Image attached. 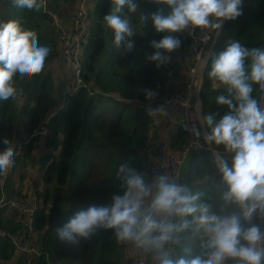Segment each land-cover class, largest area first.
I'll return each mask as SVG.
<instances>
[{"label":"trees","instance_id":"16d2710c","mask_svg":"<svg viewBox=\"0 0 264 264\" xmlns=\"http://www.w3.org/2000/svg\"><path fill=\"white\" fill-rule=\"evenodd\" d=\"M74 2L75 0H45V6L42 5L39 10H28L13 6L12 0H0V5L5 9V13L6 11L11 12L5 16L7 21L16 20L24 29L34 31L37 34L38 43L51 49L43 71L30 80H24L22 86L26 93L24 104H16V98L0 101V151L5 148L2 143L4 138H8L13 147L16 137L30 134L40 125H45L47 116L51 115L50 127L54 132V139L48 143L45 142L44 153L51 156L52 154L49 152L57 150V159L55 156L53 157L54 162L47 167L42 175L45 189L40 195L41 201L33 221L34 235L36 233L40 235L38 246L45 251L43 253L50 251V254L59 260L57 264H130V261L121 260L124 244L115 239L112 230H100L90 240L82 241L79 246H72L56 238L55 228L62 227L76 212L82 209H87L90 206L109 205L112 195L119 194L120 191L115 173L121 162L130 161L132 167L143 173L148 153L158 145V140L167 142L174 151L182 148L185 137L180 129L173 131L168 140H164V137L160 138V132L154 125V119L146 112V106L149 103L152 106L154 100H146L143 90L155 91L158 94L155 100L167 91L168 79L177 71L175 62L186 55L189 42L188 33L180 34L183 41L181 48L172 54L169 63L158 68L155 62L149 61L147 57L154 51L150 47V42L161 39L163 33H156L149 24L143 30V35L137 34L135 38H132L135 41V46L130 52H126L123 48L115 49L112 45V32L104 25L103 21V16L111 6L110 0H96V4L92 7L88 31L82 43L83 55L81 57L83 80L93 88L85 87L70 99L67 98L68 105L65 108L57 109L58 104L52 108L57 99L49 95L50 78L44 72L46 67L56 60L55 58H60L59 32L53 28H45L44 24H50L55 14L67 18L70 23L69 15L64 11L63 5H73ZM137 2L142 11L151 13L156 10V5L149 3L148 0H137ZM61 8H63L62 11H60ZM0 16L4 17L1 14ZM263 21L264 0H244L243 14L233 21L224 22L204 72L200 91L202 119L207 114H216L218 120L227 111L226 108L216 103V97L224 94V89L218 87L217 83L209 78L208 73L212 60L232 40H239L248 48L261 47ZM210 32L214 34L216 30L210 29ZM252 35L255 37L254 42L251 39ZM103 58H105L104 62H102ZM22 79L23 77L17 75L14 78V86H19ZM253 87L252 95L258 100V85ZM94 89L98 90L100 94H88V91L92 92ZM104 94L115 95V98L112 99L118 105L117 112L112 114V125L109 127L111 131L117 130L113 134L115 142L113 144L109 142L111 150L109 154L106 151L103 156L105 160L103 175L98 176L91 184L92 191L88 195L89 197L81 195L79 190H77L78 195L76 196L75 191L71 190L73 185L69 184L70 187H68L66 184L75 182V187L79 188L83 175L88 177L92 172L89 167L88 152L92 147L91 143L95 141L92 139V134L96 136L99 133L97 107L101 98L105 96ZM128 100L137 104H133L134 107L131 109ZM55 111L57 112L52 116ZM203 123L207 132L210 133L211 129L204 120ZM95 145L97 149L102 148L100 143L96 142ZM210 145L218 155H223L231 164V156L223 151L222 146H217L214 143ZM36 156H40V154ZM44 159L43 156L36 160L33 158L32 162L40 165ZM101 160H103L102 156ZM21 161L17 159V165ZM100 163L102 162L98 160L94 163L95 166L92 163V170L101 169L102 166H97ZM15 166L14 170H16ZM1 178L2 175H0V196L4 194ZM182 186L186 187L191 194H198L199 199L196 203L208 204L211 212L218 216L240 214L237 205L227 203L223 199V194L227 189L222 182L214 155L210 150L191 153L182 175ZM11 188L12 183L8 180L6 192ZM5 197L11 198L10 196ZM69 203L70 206L66 207ZM6 210L5 207L0 209V227L7 232H13L19 225L22 226L26 215L17 214L16 211L15 214L21 219L18 225L17 222L14 224L10 219L6 220ZM198 215L199 213L183 218L176 217V224L182 223L183 219H187L190 223L186 229L176 233L174 248L171 251L174 258L181 256L191 258L202 251V246L208 236L196 219ZM260 218L258 220L254 214L252 221L264 227V217L260 216ZM25 237L27 239L28 235L25 234ZM139 250L140 253L146 255L147 262H151L153 254L142 248ZM27 256L30 255L27 254ZM39 260V264H46L44 256L40 255ZM14 261H17L18 264L21 262L31 263L24 254L18 255L12 243L0 240V264H9ZM152 262H155L154 259ZM234 263L232 260L225 261V264Z\"/></svg>","mask_w":264,"mask_h":264},{"label":"clouds","instance_id":"9594fccd","mask_svg":"<svg viewBox=\"0 0 264 264\" xmlns=\"http://www.w3.org/2000/svg\"><path fill=\"white\" fill-rule=\"evenodd\" d=\"M156 5L149 13L142 11L137 0H110L103 21L112 32V45L130 52L135 35L151 24L161 39L150 42L154 50L147 59L156 67L169 63L183 41L180 34L196 29L219 31L225 21L243 14L244 0H148ZM18 8L39 10L43 0H12ZM135 15V22L133 16ZM51 52L38 43L34 31L24 29L16 20L0 23V101L17 95L14 78L32 79L39 75ZM209 78L224 89L216 97L217 105L227 111L217 120L207 114L203 120L211 129L205 139L222 146L231 156V164L223 155L216 156V167L226 186L223 199L235 204L240 214L218 216L208 204L196 203L199 195L158 174L151 182L144 173L123 161L115 173L119 194L104 206H90L76 212L62 227L55 228L56 238L72 246L90 240L100 230H112L120 243H130L153 254L155 264H264V227L253 223L254 214L264 217V107L253 97L254 85L264 88V47L248 48L239 40L227 43L212 60ZM145 99L153 101L157 93L144 89ZM149 116H165L164 104L146 106ZM191 131L200 135L195 125ZM0 151V175L13 167L16 152L4 138ZM196 217L208 236L202 251L191 258H174L166 246L174 234L186 229L187 219L174 224L168 217ZM163 216V219L159 217ZM247 221V223H245Z\"/></svg>","mask_w":264,"mask_h":264},{"label":"built area","instance_id":"2783aa9c","mask_svg":"<svg viewBox=\"0 0 264 264\" xmlns=\"http://www.w3.org/2000/svg\"><path fill=\"white\" fill-rule=\"evenodd\" d=\"M42 5L45 6V0H43ZM74 5L75 10L69 25L61 29V35L59 34V59L62 62V65L60 64L59 67L61 68L63 66L65 76L72 80L75 79L76 85L82 87L85 85L79 78L81 74L80 60L83 55L82 43L90 23L89 0H75ZM218 33L219 31H216L212 34L210 29H196L194 32L188 33L189 42L186 55L178 61L180 63L178 67L179 73L181 74L178 77L179 80L172 79L168 82L167 91L152 102L153 108L161 104L165 105L167 110V115L165 116H172L173 114L177 116L178 121H176V125L186 138L184 145L178 151L171 149L167 142L161 141L158 147L157 157L151 161L149 166V171L153 176L164 174L177 184L182 185L183 170L193 151L210 150L216 161V156L218 154L211 148V145L205 139L208 132L203 123L200 111V91L204 72L209 64ZM261 47H264V21ZM71 74L73 76H71ZM64 87H67V85ZM157 87L161 88L160 86ZM258 91V102L261 107H264V88L258 85ZM193 125L199 130L200 135L197 136L191 131ZM36 129L30 133L27 139L19 143L18 147L20 149L40 133L39 130ZM41 129H43V127H41ZM17 138L18 137H16V140ZM37 183H40V180H37ZM38 190H40L39 192H43L41 186ZM37 199L39 202L41 201L35 194H31L29 199L26 197L6 198L3 194L0 196V209L9 207L26 215L25 220L22 221V226L19 225V229L15 232H7L0 227V240H6L12 243L19 252H23L28 247V245H26L27 239L25 234L28 236L34 234V215L39 206ZM176 217L177 216L168 217V220L176 224ZM163 218L164 217L161 216L160 219ZM18 222L20 223L21 219ZM176 236L177 234L175 233L173 240L169 241L166 246L170 254L174 248ZM134 264H155V262L151 261L144 263L141 259H136Z\"/></svg>","mask_w":264,"mask_h":264},{"label":"rangeland","instance_id":"374dc122","mask_svg":"<svg viewBox=\"0 0 264 264\" xmlns=\"http://www.w3.org/2000/svg\"><path fill=\"white\" fill-rule=\"evenodd\" d=\"M95 4H96V0H89L90 17L92 14V7ZM51 5H54V4H51ZM63 6L65 7L64 11H66L68 13L69 19L71 20L73 17V14H74L75 5L69 4L68 6H66V5H63ZM62 10H63V8L60 9V11H62ZM0 14L4 16V17L0 16V23H4V22H7V18L5 17L6 14L9 15V14H11V12L6 11V13H5V9L0 5ZM135 18L136 17L134 15V18H133L134 22H135ZM68 23H69L68 19L66 21H64L62 19V17H59L58 14H55L52 22L50 24H44V26H45V28H49V29L53 28V29L58 30L59 34L61 35V29H64L65 27H67ZM104 25H105V23H104ZM135 37H136V35L134 36V38ZM58 45H59V39H58ZM55 59H54L55 61L52 64H50L46 67L44 74L48 75L50 78V81H49V83H50V89H49L50 97H56V99H57L56 103L52 106V108H55V106H57V104H58L57 109H59L61 107L65 108L68 105L67 98L70 99L80 89H85V86H88V85L84 82L83 72L81 71L79 78L82 80V82L85 86L78 87L76 85L75 79L72 80V79L67 78L65 76L63 66L61 68H59L60 64L62 65V62L60 61L59 57L55 58ZM104 61H105V58L102 59V62H104ZM81 63H82V59L80 61V65H81ZM71 76H73V75L71 74ZM24 80H25V78H23L20 85L16 87L17 95L15 97H13V98H16V104H18V105H20V104L23 105L25 102V94L26 93H25L24 88H22V86L24 84ZM65 85H67V87H64ZM62 87H64V89H62ZM28 93H29V91H28ZM57 93H58V95H57ZM89 93H90V95L100 94V92L98 90H93V92L88 91V94ZM104 95L105 96H103L101 98V102L97 107V113L99 116V122H98L99 133L96 136H94L92 134V139H94L95 141L92 142L93 144L91 143L92 147L90 148V150L88 152L89 167H90L92 172L88 177L83 175L82 183H81V186H79V188L75 187L76 186L75 182H71V183L66 184V186H68V187H70L69 184H71V186L73 185V188H71V190L75 191L76 196L78 195L77 190H79L81 195H83L84 197H89L88 195H90L91 191H92L91 190L92 189L91 184L94 182V180L98 176L103 175L102 170L105 167V165H104L105 160H104L103 156L106 154V151H108V154H109V151L111 150V146H109V142L111 144H113L115 142V137L113 134L116 133L117 130L111 131V129L109 127L112 125V114L117 112L118 105L112 99V98H115V95H113V94H104ZM36 96H37V93H36ZM65 96H66V98H65ZM121 100L127 101L125 99H121ZM129 103H130L129 106L131 109L134 107L133 104H137L133 101H131V102L129 101ZM52 108H51V110H52ZM56 112L57 111L52 113V116ZM152 118H153V116H152ZM50 121H51V115L47 116L46 124L44 126L40 125L36 129V130H39L40 133L37 136H35L33 139H31V141L28 144L24 145V147L21 149L18 147L19 143L22 140L27 139V137L30 134L20 135L19 138H17L16 142L13 145V148L16 152L14 165L8 171V173L6 175H3L2 179H1V184L3 187V192H4L3 195L4 196H10L11 198H21V197L25 198L26 197L29 199L31 194H35L38 196V198H40L39 194L41 195L42 192H39L40 191V190H38L39 187L41 186L42 191L45 189V182L42 179V175L46 171L47 167L51 163L54 162L53 157L55 156L56 157L55 159H57V154H56L57 150H53V152H49L52 154L51 156H47L46 152L45 153L43 152L42 154H40L42 152V146H41L42 142H43V145H46L45 142L48 143V141L54 139V132L50 127L51 126ZM41 127H43V129H41ZM96 142L100 143L102 148L97 149V147L95 145ZM160 144H161V141L158 140V145L156 147H153L151 149V151L148 153L147 162H146L145 170L143 173L146 176V180H148L149 182H151V180L155 177L150 173L149 166H150L151 161L157 157L158 147L160 146ZM59 146H60V142H59ZM81 150L83 151V149H81ZM84 150H87V149H84ZM154 151H156V154L152 155ZM38 154H40V156H36ZM79 154H81V153H79ZM42 156L45 157V159H44V161H41L42 163H40V165L32 162L33 158L36 160ZM101 156H102L103 160H101ZM17 159L22 160L20 163H18V165H17ZM97 160L99 162L100 161L102 162V163L97 165L100 167L102 166V168L98 169V170L95 168L92 170L91 165H92V163L94 165V163ZM15 165H17V166H15ZM37 165H38V167H37ZM14 166H15L16 170H14ZM183 172H184V170H183ZM8 180L11 181L12 188L8 189V192H6V183ZM37 180H40V183H37ZM68 192L70 193L71 191H68ZM38 202L39 201L37 199V203ZM70 203L66 207L70 206ZM39 204H40V202H39ZM5 208L7 209L6 210V220L10 219L13 221L14 224L17 222V224L19 225L20 223L18 221L20 220V218L17 217V214H22V212L11 209L9 207H5ZM16 211H17V214H15ZM256 216H257L258 220L261 219L260 215H256ZM159 218H161V217H159ZM18 229H19V227L17 229L15 228L13 230V232L17 231ZM39 240H40V235L39 234L37 235V233L35 235L33 234L31 237L28 236L27 237V244H26V245H28V247L23 252L17 251L18 255L24 254V256L31 262L29 264H39V262H40L39 256L40 255L44 256V258L46 259V264H57V263H59V260H56L55 257L50 254V251L43 253L45 251L42 250V248H40L38 246ZM27 254L30 256H27ZM121 254H122L121 260L130 261V264H134V261L136 259H141L144 263L145 262L147 263L146 255L143 254L142 252L140 253L139 248L133 244H130V243L124 244L122 251H121ZM9 264H18V262L17 261L9 262ZM21 264H26V263L21 262Z\"/></svg>","mask_w":264,"mask_h":264},{"label":"crops","instance_id":"0c3cea01","mask_svg":"<svg viewBox=\"0 0 264 264\" xmlns=\"http://www.w3.org/2000/svg\"><path fill=\"white\" fill-rule=\"evenodd\" d=\"M62 19L64 21L67 20V18H62ZM254 38H255L254 35H252L251 36V39H253L252 42H254ZM257 43H258V41H257ZM261 46H262V42H261ZM175 63H177V71L174 72V74L168 79V82H170L172 79L179 80L178 77L181 75L179 73V68H178L180 63L179 62H175ZM153 119H154V125H156V127L158 128V130L160 132V138L164 137V140L165 139L168 140L169 136L173 133V131L175 132L176 130L179 129L176 125V121H178V118L175 114H173L172 116H159V115H157V116L153 117ZM183 137H185L184 134H183ZM41 146H42V152L40 154H42L44 152V145L42 144ZM155 154H156V151H154L152 155H155Z\"/></svg>","mask_w":264,"mask_h":264},{"label":"water","instance_id":"95a60500","mask_svg":"<svg viewBox=\"0 0 264 264\" xmlns=\"http://www.w3.org/2000/svg\"><path fill=\"white\" fill-rule=\"evenodd\" d=\"M220 31V30H219ZM91 88H93V87H91Z\"/></svg>","mask_w":264,"mask_h":264}]
</instances>
